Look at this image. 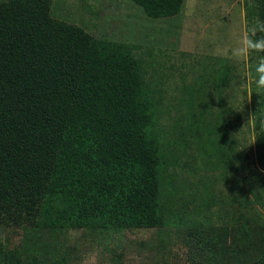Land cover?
<instances>
[{
    "label": "trees",
    "instance_id": "obj_1",
    "mask_svg": "<svg viewBox=\"0 0 264 264\" xmlns=\"http://www.w3.org/2000/svg\"><path fill=\"white\" fill-rule=\"evenodd\" d=\"M129 1L152 20L185 3ZM52 2L0 0V231L26 235L17 264H68L81 232L134 230L180 237L192 264H264V92L252 81L249 97L243 90L254 158L247 140L243 157L233 146L241 75L227 61L216 93L191 101L187 123L155 130L168 111L145 88L136 47L54 19ZM244 11L247 26L264 20V0H244ZM217 99L219 113L200 119ZM8 255L0 249V264Z\"/></svg>",
    "mask_w": 264,
    "mask_h": 264
},
{
    "label": "rangeland",
    "instance_id": "obj_2",
    "mask_svg": "<svg viewBox=\"0 0 264 264\" xmlns=\"http://www.w3.org/2000/svg\"><path fill=\"white\" fill-rule=\"evenodd\" d=\"M244 14V0H185L178 15L160 20L147 18L129 0H53L51 6L54 19L79 26L96 39L120 41L136 47V54L148 67L144 86L168 111L162 115L160 125H154L155 130L164 128L167 133L176 120L187 123L186 113H190L191 101L200 100L202 93L208 90L214 95L215 72L224 68V61L233 65L234 72L241 75V83L236 87L229 117L232 116L235 125L233 146L241 157L245 140L249 151L256 150L254 134L250 137L246 132V124L251 121L243 114V90L246 88L248 97L251 94L248 65L230 58L231 46L247 26ZM219 109L217 99L211 111L213 115L208 112L200 119H210ZM235 114L241 115L237 122ZM165 139H160L162 145ZM171 139L168 137L167 141L172 143ZM190 152L187 150L188 154ZM253 154L256 156V151L252 153L254 158ZM191 155L194 154L189 155V163L196 156ZM186 162V158L182 159L180 169ZM200 179L201 174H196V180ZM220 179L214 188L218 195L225 196L229 189L225 180ZM84 235L81 232L79 241L73 243V252L69 248L68 264H192L180 237L166 231L134 230L97 239ZM25 236L20 232L0 231V249L9 254L5 257L7 263L17 264L24 257ZM29 249L31 253L40 254L30 244Z\"/></svg>",
    "mask_w": 264,
    "mask_h": 264
},
{
    "label": "clouds",
    "instance_id": "obj_3",
    "mask_svg": "<svg viewBox=\"0 0 264 264\" xmlns=\"http://www.w3.org/2000/svg\"><path fill=\"white\" fill-rule=\"evenodd\" d=\"M255 57L249 78L257 93L264 92V20L257 19L246 26L230 48V58L238 63H245Z\"/></svg>",
    "mask_w": 264,
    "mask_h": 264
}]
</instances>
